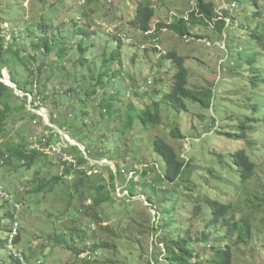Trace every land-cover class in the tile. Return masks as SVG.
<instances>
[{
  "label": "rangeland",
  "instance_id": "1",
  "mask_svg": "<svg viewBox=\"0 0 264 264\" xmlns=\"http://www.w3.org/2000/svg\"><path fill=\"white\" fill-rule=\"evenodd\" d=\"M161 1L162 5L154 6L155 16L151 21L153 31L158 22H168L174 14L187 15L195 8L192 0ZM206 1L211 2L218 11L225 9L230 24L222 27L218 33L213 30V23H209L210 26L200 28L203 29L201 35L205 37L202 40L190 38L179 41L177 36L166 34L168 33L166 31L161 32L159 38L148 40L131 26L129 22L134 16L135 6L139 0H0V29L6 35V45L10 44L23 50V45L35 40L39 46H46L52 51L50 58L57 61L58 66H65L66 78L54 77L52 86L54 90L43 103L42 109H31L42 119L28 117L16 122L11 121L7 125L9 135L6 139L14 146L13 148L20 142L17 137V133L20 132L19 134L27 139L28 149L41 150L45 155L44 159L49 162H46V167H42L43 170L38 175L36 166L30 169L21 168L13 160L3 167L0 166V178L3 179L1 181L5 190L23 202L24 207L29 205L27 211L18 216L21 227L20 240L12 247L28 256L30 260L27 264H80L70 250L50 241V236L54 238L57 233L60 235L63 233V222L70 223L69 220H63L70 219L74 208L80 207V202L75 197V186H71V181L73 179L75 182L76 175L65 178V183L59 184L51 191L45 189L35 194L33 185L37 181L43 182L41 179L48 180L59 175L60 167L57 166V157L55 158V155L50 154L42 145L38 147L37 144L30 143L29 136L44 132L45 125L51 123L46 119L48 109L45 105H53V99H56L57 95L62 96L61 90L74 86L76 89L79 86L90 87L98 79L101 83L90 99L89 125L81 124V120H78V116L81 115L76 114V110H79L77 100L85 95L82 89L78 90L82 93L76 94L77 97L71 105L64 100L66 102L62 103L64 113L56 112L52 108L58 120L67 119L66 124L69 128L66 135L77 143L72 145L66 142L67 151L78 161L81 170L84 168L88 175L95 174L94 180L100 181L102 177L105 183H108L109 170L115 175V165L118 163L115 159V144L120 140V154L125 158L121 164L137 169L141 167L139 164L144 161L143 154L156 135L175 147L181 156H186L187 160L192 161L196 168L194 173L196 186L206 179L209 187L201 189L198 186L201 190L222 203L238 207L241 212L246 214L250 212L246 200L252 194H256L253 184L248 183V188H244L235 179H231L230 173L227 172L216 180L207 175V170L217 172L221 168L217 164L215 154H231L244 146L241 139L219 136L216 131L219 130L223 134L230 131L235 135L247 117H254L253 106L256 103L261 111L264 110V0H259L257 5H254L253 0ZM197 29H192V32L196 34ZM116 36H120V39ZM172 47L178 55L185 57L188 87L210 91V108L202 109L199 104L186 102L188 111L176 114L170 113L168 108L162 106L160 126H155L145 133L140 129L136 133L126 131L121 136L123 126L118 128L117 126L123 125L124 119L118 118V123H115L117 107L120 105L124 107L130 102L143 109L153 102L155 97L153 92L169 90L174 66L164 60L162 55ZM25 48L27 49L24 52L32 53L30 46ZM118 48L121 56L119 60L111 57ZM59 50H64L67 54L63 61L58 57ZM9 57L10 54H7L4 58ZM110 57L111 59L106 62ZM22 70L20 68L16 71L18 84L19 78L25 76ZM55 71L54 76H58L59 72ZM2 74L5 80L10 81L7 68L2 69ZM48 75L49 71H45L42 81ZM147 79L153 84L149 85L145 92L135 96ZM10 83L13 84L11 81ZM254 83L258 88L253 87ZM257 92L260 95H256ZM102 109H105L107 114L103 113ZM17 115L18 113L15 114ZM173 119L186 136L185 139L177 141L171 139L169 132ZM257 128L259 131L256 136L264 135V126L259 125ZM1 141L4 139H0ZM258 144L264 146V139L262 141L260 139ZM102 152L107 154V160L96 162L94 159L102 157ZM145 157L153 158L152 155L146 154ZM257 174L261 179L264 178V165ZM131 176L132 174H129L125 185H118L116 189L118 196L127 194L120 192L127 187ZM116 179L117 184L119 181L121 183L123 176ZM258 184L261 189L257 190V193L260 192L258 196L261 198L264 195V179ZM160 195L161 193H158L159 197ZM134 199L136 200L127 207L118 203L102 207L104 218L102 226H109L107 230L110 232V226L116 228L121 223L126 227L124 232L130 240L109 241L117 244L119 251L117 254L109 250L100 251L97 255V259L100 255V261L121 259L126 260V264L149 262L154 264L151 254L154 250L155 237L149 227L152 224L156 227L161 226L160 222L156 221L159 209L149 205L143 195H137ZM187 199V193H182L178 200L176 219L184 221L187 226L194 225L200 230L204 226L201 218L188 219L191 216L192 204H189ZM125 212H127L125 217H122ZM262 213L258 217L251 244L241 246L237 253H234L235 264H264V210ZM87 217L89 216L85 213H79L77 216L78 222L90 230V225L94 221L91 222ZM139 227L142 228V233ZM93 229L94 231L88 235L89 239L92 241H97L100 237L107 239L97 227ZM212 232L213 235L217 234L215 229ZM2 233L0 232L1 239L4 237ZM78 240L76 244L77 248H80L83 241L81 238ZM158 246L163 251V246L161 244ZM252 254L254 257H251ZM5 256L1 251L0 258L3 259ZM37 260H40V263H37Z\"/></svg>",
  "mask_w": 264,
  "mask_h": 264
},
{
  "label": "trees",
  "instance_id": "2",
  "mask_svg": "<svg viewBox=\"0 0 264 264\" xmlns=\"http://www.w3.org/2000/svg\"><path fill=\"white\" fill-rule=\"evenodd\" d=\"M192 1L195 4V8L187 15L174 14L168 22H158L153 31L151 29V21L155 16L154 6L162 5L163 1L139 0L135 6L134 16L129 23L143 34V38L148 40L159 38L161 32L164 31L168 32L166 34L177 36L176 38L179 41L190 38L202 40L205 37L201 35L200 32L203 29L200 28L208 27V25L210 26L209 23H213V30L215 29L220 33L221 28L225 27L223 17L226 18V15L224 10L218 11L211 2H207L206 0ZM258 1L259 0H253L254 5H257ZM195 28H198L196 34L192 32V29ZM21 37L24 41V34H22ZM116 37L120 39V36ZM41 41L46 42V40ZM52 41L54 42V39ZM6 43V35L0 29V139H4V141L0 142V164L1 167H3L13 160V162L16 165L18 164L21 168L30 169L36 166V175H38L43 170L42 167H46L47 163H49L44 159L45 155L41 150H36L35 148L28 149L27 139L25 140L24 135L19 134L20 132L17 133L20 142L17 144L16 148H13L14 146L6 139L9 135L7 125L11 121L16 122L28 117L32 119H42L39 115L33 113L31 109L43 107V103H45L50 97L49 94L54 90L52 87L55 79L54 77H59V79H61V76L65 77V66H58L57 61L50 58L52 51L46 46H39L35 40H31L29 43L23 45V50L13 47L10 44L6 45ZM26 46L31 47L30 51L32 53L24 52L25 49H27L25 48ZM154 49L156 50V48ZM7 54H10V59L4 58ZM57 54L62 61L67 55L64 50H59ZM111 57L119 60L121 57L120 48L115 50ZM111 57L107 58L106 62H108ZM162 58L171 62L174 66V73L171 77L169 90L167 92H153V97L155 96L153 102L143 109H139L138 106L130 102L124 105V107H120L121 105L117 107L115 111V123H118V118L124 119L123 125L117 126V128L123 126L120 131L121 136L124 135L126 131L136 133L137 130L140 129L142 133H145L149 132L155 126H160L162 106L168 108L170 113L176 114L188 111L186 102L199 104L202 109L210 108L209 100L211 93L209 90L203 88L190 89L188 87V72L185 67V57L178 55L172 47L171 50L164 52ZM3 68H7L9 79L16 86L17 91L20 93H18L19 95H16L14 90L1 80L4 77L2 74ZM20 68L23 69L22 71L25 76L19 78L20 84H18L16 71ZM55 70L59 72L58 76H54L56 73ZM45 71H49V75L42 81V75ZM70 79H72V76H70ZM100 83L98 79L90 87L87 86L85 88L83 86L86 90L80 86L78 89L74 86L61 90L60 94L62 96L57 95V98L53 99V105H45L48 109V118L50 122L57 128L64 129L65 133L68 131L69 126L66 124L67 119L61 120L59 118L58 120L57 114L54 115L55 113L53 111L56 110V112L64 113L62 106V103H66L64 100L70 102L71 105L72 101H75L77 97L76 94L82 93L81 91L78 92V90L82 89L85 95L77 100L79 102V110H76V114L81 115L78 116V120H81V124L89 125L88 119L91 116L89 110L91 107L90 99L97 92L96 87H98ZM152 84L153 82L151 81L150 83V80L147 79L135 96L145 92L147 87ZM253 87L258 88V85L254 83ZM64 91H66V93H64ZM256 95L260 94L257 92ZM29 97L31 100H29ZM35 104L37 105L35 106ZM91 104L93 105V103ZM52 108H54L53 111ZM96 108L99 110L100 114V109L97 104ZM102 111L107 114L105 109H102ZM16 113H18L17 116H15ZM253 114L254 117H247L242 122L241 126H239L240 130H237L235 135L230 131L225 134L221 133L219 130L216 131L219 136L225 135L227 138L236 137L241 139L242 142H244V146L231 154H215L217 164H219L221 168L218 169L217 172H213V170L210 169L207 170V175L216 180H219L220 175L222 176L224 172H227L230 173L231 179H235L236 182L241 184L244 188H248V183L254 185L253 188L256 190V194H252L246 200V204H248L247 209L250 211L249 213L246 214L241 212L238 207H234L230 203H222V201L220 202L217 198H213L205 193L204 190H201L202 188L209 187V182H206V179H204L202 183H199L198 186H200L201 189L196 186V180L194 179L196 168L192 165V161L187 160L186 156H181V154L176 151V148L165 139L156 135L152 138L148 149L143 154L144 161L139 164L141 167L137 169L129 167L126 164H121V161L125 160V158L120 154L121 144L119 140V142L115 144V159L118 162L115 165L116 174L114 175L108 169L110 173L108 183H105L102 177L100 181L94 180L93 177L95 174L88 175L84 168H82V170L80 169L81 166H78V161L74 159L77 166H73L71 163L60 164V162L57 161L58 167L65 164L63 172H59V175L53 176L48 180L41 179L43 182L37 181L36 184L33 185L35 194L41 193L45 189L51 191L59 184L65 183V178L67 179L68 177L76 175L75 182H73V179L71 181V186H75V197L80 202V207L74 208V212L70 219L63 220L70 221L69 224L68 222L67 224L63 222V233L61 235L58 233L57 235L54 234L56 235L54 238L50 236V241H54L56 243L55 245L70 250V252L75 255L76 259L80 261V264H126V260L121 259L116 261H100V255L98 259L96 258L93 261L89 260L88 256L82 259H78V257L85 251L86 242L91 243V250L97 254L104 250H109L117 254L119 246L113 242L123 240L129 241L130 238L125 234L124 231L126 227L121 223H119L116 228L110 226V232L107 230L109 226H102L104 221L102 207L106 204L109 205L114 203L127 207V205L136 200L134 198L137 197V195H143L146 197V201L149 205L158 207L159 209V216H157L156 221L160 222L161 226L156 227L155 224H152L151 227H149V230L155 237V243H153L154 250L151 254L154 258V264H235L234 253L240 249L241 246L251 244L254 230L258 223V217L260 214H263L262 211L264 210L262 209V207H264V195L260 198L258 196L260 192L257 193V190L261 189L258 183H261V180L264 179H261L257 174L264 165V146H259L258 144L260 143V139L261 141L264 139V135L259 137L256 136L259 131L257 126H264V110L261 111L256 103L253 106ZM108 117L110 118V116ZM170 127L169 134L172 140L177 141L186 138L177 123H175V119H173ZM44 128L51 129L49 126H45ZM117 131H119V129ZM141 138H143L142 135ZM29 139V142L33 143L31 135ZM106 140H109L108 137H106ZM53 141V137H50L46 140L45 145L48 146L53 143ZM145 154L147 156L152 155L153 158L146 159ZM6 156L7 158H5ZM258 156L263 157L258 158ZM106 157L107 154L102 152V157L94 160L96 162H101L107 160ZM1 161L3 162L1 163ZM105 167L107 168V166ZM129 174H132V176L128 179L127 187L120 192H127V194L118 196L116 194V189L119 184L122 186L125 185V180L127 181ZM119 176H123V181L121 183L119 181L117 184L116 178L118 177L119 179ZM158 193H161L160 197ZM182 193H187V202L192 204L191 216L189 215L190 217H188V219L201 218L200 220L204 224L200 230L196 229L194 225L187 226L184 221H177L176 219V209L179 206L178 200H180ZM14 199L15 201H20L16 197ZM28 207L29 205L24 208L22 213L27 211ZM79 213L88 215L89 217L87 218L91 219V222L94 221L92 222L93 225H96L97 229L104 234L107 239H103L102 237L97 239V241L89 239V230H83V223L78 222L77 216ZM126 213L127 212H125L122 217H125ZM15 215L16 211L12 204L4 201L0 202V232H3L2 234L4 235L3 239L0 238V252L2 251L4 256L6 255L3 259L0 258V264H27L30 260L27 255L17 251L22 256V260H20L13 255L12 250L9 248L7 236L11 230ZM139 229L140 233H142V228L139 227ZM213 229H215L217 234L213 235ZM129 231H131V229ZM80 238L85 243L82 242L80 248H77L76 243L79 242L78 239ZM19 240L20 229L18 235L13 240V245L18 244ZM109 241L113 242L111 243ZM158 244L163 246V251ZM251 257H254L253 254ZM159 259H161V261H159ZM37 261V263H40V260ZM149 264L151 263L149 262Z\"/></svg>",
  "mask_w": 264,
  "mask_h": 264
},
{
  "label": "built area",
  "instance_id": "3",
  "mask_svg": "<svg viewBox=\"0 0 264 264\" xmlns=\"http://www.w3.org/2000/svg\"><path fill=\"white\" fill-rule=\"evenodd\" d=\"M37 105V104H35ZM50 136H53L54 138H64V133L63 130H59L57 128H55L54 131H47L45 132L43 135H40L39 138H41L42 142H45L46 139H48ZM34 144H37V140H38V136H33L32 139ZM65 148L66 146L64 145V143L59 142V143H52L47 147V151L52 154L55 155L56 157H58V159L62 162V163H71L73 165L76 164V162L73 160V158L71 156H69L68 153L65 152ZM63 170V167L61 169V171ZM0 200H4L7 201L9 203H12L15 211H16V215H15V219L12 222V227L10 232L8 233L7 236V240H8V245L9 248L12 249L13 255L18 257L20 260H22V256L21 254H19L16 250H14L13 247V240L14 238L17 236L18 234V230L20 228V224L19 221L17 220V215L20 214L24 208V206L22 205V203H16L13 200V196L11 194H9L8 192H6L2 186L0 185ZM93 227V225H92ZM97 253L93 252L89 246L88 243H86V250L84 251V253H82L80 255L81 258H84L86 256H88V259L93 261L97 258Z\"/></svg>",
  "mask_w": 264,
  "mask_h": 264
},
{
  "label": "clouds",
  "instance_id": "4",
  "mask_svg": "<svg viewBox=\"0 0 264 264\" xmlns=\"http://www.w3.org/2000/svg\"><path fill=\"white\" fill-rule=\"evenodd\" d=\"M235 7V5L233 4L232 5V8H234ZM225 10V9H224ZM220 11H222V10H220ZM223 19H224V21H225V27H226V25H229L230 24V21H229V19L226 17V18H224L223 17ZM2 80V79H1ZM16 91H17V89H16ZM19 92L17 91V94L16 95H19L18 94ZM29 100H31V98L29 97ZM40 109H42V107L40 108ZM38 110V109H37ZM40 116V115H39ZM41 117V116H40ZM42 118V117H41ZM46 119L48 120V121H50L49 120V118H48V116L46 117ZM49 123V122H48ZM45 126H49L51 129H47L46 128V130L44 131V132H41V133H45V132H47V131H54L55 130V128H57L54 124L52 125L51 123H49L48 125H45ZM57 129H59V128H57ZM59 130H63V133H64V137H65V139L64 138H60V136H59V138H54L53 136H50V137H53V139H54V141H53V143H59V142H62V143H64V145L67 147V145H66V142H68L69 143V141H68V138L66 137L67 135H66V133H65V130L64 129H59ZM41 133H38V134H31V137H33V136H38V140H37V145H38V147H41V145L43 146V147H45L46 149H47V147L49 146H46L45 145V143H46V141L45 142H42V140H41V138H39V136L40 135H43V134H41ZM49 137V138H50ZM69 137V136H68ZM48 138V139H49ZM70 138V137H69ZM47 140V139H46ZM57 140V141H56ZM72 140V139H71ZM56 141V142H55ZM52 144V143H51ZM71 144V143H70ZM35 145V144H34ZM73 145V144H72ZM65 152L66 153H68V151H67V149L65 148ZM69 154V153H68ZM70 156V155H69ZM5 158H7V156L5 157ZM55 158H56V156H55ZM57 159H58V157H57ZM74 160V159H73ZM58 161L60 162V164H63L59 159H58ZM75 161V160H74ZM3 161H1V163H2ZM66 164V163H65ZM64 164V165H65ZM67 164H70V163H67ZM64 165H61L60 166V172H63V170L61 171V169H62V167H63V169H64ZM73 165V164H72ZM0 166H1V164H0ZM73 166H76V164L75 165H73ZM0 185L2 186V188L5 190V188L3 187V185H2V182H1V179H0ZM22 190V189H21ZM6 191V190H5ZM7 192V191H6ZM9 193V192H8ZM9 194H11V193H9ZM12 196H13V200H14V202H16V203H22V205L24 206V203L23 202H20V201H15V196L13 195V194H11ZM1 201H4V200H0V202ZM4 202H7V201H4ZM10 204H12V203H10ZM13 205V204H12ZM25 208V207H24ZM24 208H23V210H24ZM22 210V211H23ZM22 213V212H21ZM18 216H19V214L17 215V220H18ZM20 224V223H19ZM92 225L93 224H91L90 225V230H89V232L91 233V232H93L94 231V229L93 228H95L96 226L95 225H93V227H92ZM12 227V226H11ZM83 230H85V228H83ZM92 230V231H91ZM19 231V230H18ZM18 235V234H17ZM83 243H85L84 241H83ZM86 243H88L89 244V246H90V248H91V243H89V242H86ZM86 243H85V247H86ZM14 246V245H13ZM14 249V248H13ZM12 250V249H11ZM86 250V249H85ZM17 251V250H16ZM84 253V252H83ZM82 254V253H81ZM80 254V255H81ZM80 255H79V257H80ZM81 258V257H80ZM82 259V258H81Z\"/></svg>",
  "mask_w": 264,
  "mask_h": 264
},
{
  "label": "water",
  "instance_id": "5",
  "mask_svg": "<svg viewBox=\"0 0 264 264\" xmlns=\"http://www.w3.org/2000/svg\"><path fill=\"white\" fill-rule=\"evenodd\" d=\"M4 78H5V76L3 77L2 81H3L6 85H8L9 87H11V88L14 90V93L17 94L16 86H15L14 84H11L9 80H5ZM66 137L68 138V141H69L71 144H73V145L76 144V145H77V143H76L75 141L71 140L68 136H66ZM145 202H146V201H145ZM146 203H147V202H146Z\"/></svg>",
  "mask_w": 264,
  "mask_h": 264
}]
</instances>
